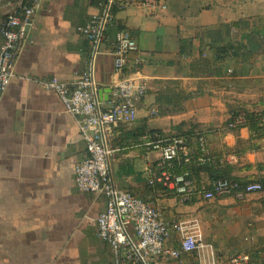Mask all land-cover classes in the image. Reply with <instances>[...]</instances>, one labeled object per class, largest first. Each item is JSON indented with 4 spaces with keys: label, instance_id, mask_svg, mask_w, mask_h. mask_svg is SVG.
Listing matches in <instances>:
<instances>
[{
    "label": "crops",
    "instance_id": "1",
    "mask_svg": "<svg viewBox=\"0 0 264 264\" xmlns=\"http://www.w3.org/2000/svg\"><path fill=\"white\" fill-rule=\"evenodd\" d=\"M16 1H3L0 20L5 4ZM156 1L148 7L143 0H42L14 77L0 92V264H118L96 236L105 199L74 186V167L86 157L77 120L34 80L70 83L91 71L97 104L106 110L121 76L113 49L122 29L137 43L124 74L143 78L148 89L135 122L106 135L114 184L159 208L169 224L197 219L208 246L151 264H205L210 256L227 264L241 253L250 256L248 264H264V192L203 198L216 179L205 169L191 175L186 194L173 184H150L161 166L159 153L147 148L150 130L172 136L178 126L197 124L207 132L208 151L224 160L216 172L241 183L264 181V133L253 137L247 126H226L241 109L264 111V0ZM106 8L107 37L94 51L77 27ZM226 46L235 49L221 56L218 49ZM167 246L179 247L173 229Z\"/></svg>",
    "mask_w": 264,
    "mask_h": 264
},
{
    "label": "built area",
    "instance_id": "2",
    "mask_svg": "<svg viewBox=\"0 0 264 264\" xmlns=\"http://www.w3.org/2000/svg\"><path fill=\"white\" fill-rule=\"evenodd\" d=\"M4 0H0V6ZM133 1V0H132ZM42 0H17L7 2L5 17L0 20V92H3L14 77V67L19 48L31 25L35 12ZM148 7H156V0H143ZM108 18V8L102 17H93L85 24L78 26L77 31L83 34L97 50L102 32ZM137 50V43L127 30H118L113 49L114 69L121 76L112 85L110 105L106 110L99 108L95 98V83L92 72L85 71L72 82H65L52 76L35 79L44 90L56 93L63 104L65 112L76 118L81 138L85 145L86 157L74 167V186L82 192L92 193L104 198L106 207L96 218V236L107 243L118 264H151L156 258L179 259L183 253L198 251L208 247L202 241L199 221H164L159 208L131 194L118 189L113 181L109 155L112 150L107 146L106 135L112 126L130 124L137 118V102L147 92L146 80L136 76L125 75L124 69L131 53ZM229 73L232 70H228ZM152 115L157 110H150ZM245 122L243 114L234 117L228 126L234 128ZM259 130L252 132L258 136L264 131V114L260 116ZM150 150L159 153L161 168L169 165L180 155L189 160L188 149L181 138H172L163 143L160 140L147 143ZM199 148L206 155L205 140L199 139ZM199 161H205L199 157ZM227 160H231L229 157ZM224 160H219L222 165ZM163 185L173 184L179 194H186L189 188L187 173L172 175L162 169L149 183ZM264 192V181L241 183L234 179L218 178L212 186L202 192L203 198L234 195L242 198L247 193ZM129 228L133 235H130ZM170 229L179 235V247L167 246ZM264 258V252L262 253ZM201 255V261L204 260ZM251 258L246 253L232 257L227 264H248ZM205 264H215L212 257L206 258Z\"/></svg>",
    "mask_w": 264,
    "mask_h": 264
},
{
    "label": "trees",
    "instance_id": "3",
    "mask_svg": "<svg viewBox=\"0 0 264 264\" xmlns=\"http://www.w3.org/2000/svg\"><path fill=\"white\" fill-rule=\"evenodd\" d=\"M107 37L106 29H103L102 32V38ZM234 50V46H226L223 48L218 49L219 54L223 56L228 52V50ZM238 114H243L245 118V122L240 125L236 126L234 128H228L230 130H237L242 126H247L252 132H257L259 130V120L260 116L264 114V111H259V112H248L244 109L239 110L238 112H234L227 122L226 126L233 121L234 117L237 116ZM182 125V124H181ZM178 132L175 135L172 136H164L158 131L155 130H150L148 134H150V139L151 141L155 140H160L163 143L169 142L172 138H181L184 141V144L186 145L188 149V154H189V160L185 161L184 157L182 155L179 156V158L174 159L170 162L169 165H165L164 167L161 168L165 169L169 172H171L172 175H180L183 173H187V179H191V175L194 172H197L198 170H208V171H215L214 172V177L216 179L218 178H228L226 175L220 174L216 172V167H219L220 164H218V158L219 155H214L211 154L208 151V145H207V132L202 131L200 127L197 124H190L189 127L186 130H183L178 126ZM146 131H143L142 134H145ZM264 133V131H263ZM263 133L259 134L262 135ZM140 134V135H142ZM258 135V136H259ZM200 137H203L205 140V146L207 149L206 155H203V153L200 151L199 148V139ZM256 137V136H253ZM149 148V147H147ZM199 157H204L205 161L201 162L199 161Z\"/></svg>",
    "mask_w": 264,
    "mask_h": 264
}]
</instances>
